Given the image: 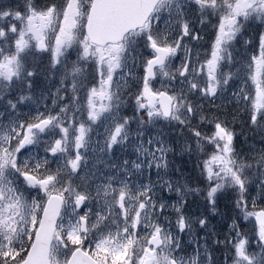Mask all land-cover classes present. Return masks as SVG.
Listing matches in <instances>:
<instances>
[{"label":"snow or ice","instance_id":"6c2138e0","mask_svg":"<svg viewBox=\"0 0 264 264\" xmlns=\"http://www.w3.org/2000/svg\"><path fill=\"white\" fill-rule=\"evenodd\" d=\"M0 264H264V0H0Z\"/></svg>","mask_w":264,"mask_h":264}]
</instances>
